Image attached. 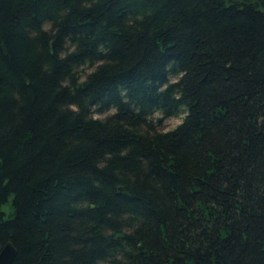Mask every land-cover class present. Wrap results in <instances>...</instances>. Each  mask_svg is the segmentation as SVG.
<instances>
[{
	"label": "trees",
	"instance_id": "obj_1",
	"mask_svg": "<svg viewBox=\"0 0 264 264\" xmlns=\"http://www.w3.org/2000/svg\"><path fill=\"white\" fill-rule=\"evenodd\" d=\"M7 242L11 264H264V0H0Z\"/></svg>",
	"mask_w": 264,
	"mask_h": 264
},
{
	"label": "rangeland",
	"instance_id": "obj_2",
	"mask_svg": "<svg viewBox=\"0 0 264 264\" xmlns=\"http://www.w3.org/2000/svg\"><path fill=\"white\" fill-rule=\"evenodd\" d=\"M108 113H110V111H106L104 113H101V114H97L95 115V117L97 118H101L105 115H107ZM153 118H156L158 117V115L154 114L152 116ZM181 120V116H177V117H172V118H167V119H163L160 123V126L158 127V130H161V131H167V130H171L173 129L177 124H179ZM2 212L6 215L7 213V206H3L1 208Z\"/></svg>",
	"mask_w": 264,
	"mask_h": 264
},
{
	"label": "water",
	"instance_id": "obj_3",
	"mask_svg": "<svg viewBox=\"0 0 264 264\" xmlns=\"http://www.w3.org/2000/svg\"><path fill=\"white\" fill-rule=\"evenodd\" d=\"M16 255V250L10 242L0 248V264H11Z\"/></svg>",
	"mask_w": 264,
	"mask_h": 264
}]
</instances>
